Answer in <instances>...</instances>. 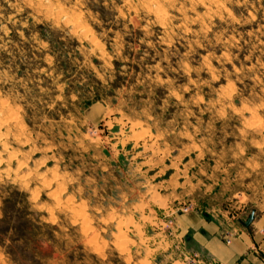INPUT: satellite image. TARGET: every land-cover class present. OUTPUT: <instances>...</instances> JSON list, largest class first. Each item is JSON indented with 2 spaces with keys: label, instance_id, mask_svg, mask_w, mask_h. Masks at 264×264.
Masks as SVG:
<instances>
[{
  "label": "rangeland",
  "instance_id": "374dc122",
  "mask_svg": "<svg viewBox=\"0 0 264 264\" xmlns=\"http://www.w3.org/2000/svg\"><path fill=\"white\" fill-rule=\"evenodd\" d=\"M193 214L264 233V0H0V264H209Z\"/></svg>",
  "mask_w": 264,
  "mask_h": 264
},
{
  "label": "crops",
  "instance_id": "0c3cea01",
  "mask_svg": "<svg viewBox=\"0 0 264 264\" xmlns=\"http://www.w3.org/2000/svg\"><path fill=\"white\" fill-rule=\"evenodd\" d=\"M188 229L192 231L191 240L196 247L210 254L221 264H264V233L259 228H245L229 244L220 238V229L213 222L193 214Z\"/></svg>",
  "mask_w": 264,
  "mask_h": 264
},
{
  "label": "water",
  "instance_id": "95a60500",
  "mask_svg": "<svg viewBox=\"0 0 264 264\" xmlns=\"http://www.w3.org/2000/svg\"><path fill=\"white\" fill-rule=\"evenodd\" d=\"M253 217H254V214L251 213V214L249 215V217L246 219V221L244 222V225H245V226H248V225L250 224V222L252 221Z\"/></svg>",
  "mask_w": 264,
  "mask_h": 264
},
{
  "label": "trees",
  "instance_id": "16d2710c",
  "mask_svg": "<svg viewBox=\"0 0 264 264\" xmlns=\"http://www.w3.org/2000/svg\"><path fill=\"white\" fill-rule=\"evenodd\" d=\"M2 219L0 220V223H1ZM7 232H8V230L6 228H2V229L0 228V235H1L0 237L7 235Z\"/></svg>",
  "mask_w": 264,
  "mask_h": 264
},
{
  "label": "built area",
  "instance_id": "2783aa9c",
  "mask_svg": "<svg viewBox=\"0 0 264 264\" xmlns=\"http://www.w3.org/2000/svg\"><path fill=\"white\" fill-rule=\"evenodd\" d=\"M227 242H230V239H227ZM195 255H196V254H195ZM262 259H263V261H264V258H262ZM209 264H220V263H218L216 260L212 259V262L209 263Z\"/></svg>",
  "mask_w": 264,
  "mask_h": 264
}]
</instances>
